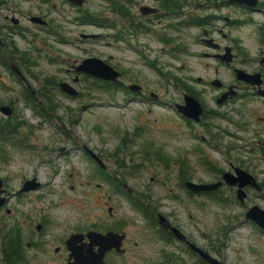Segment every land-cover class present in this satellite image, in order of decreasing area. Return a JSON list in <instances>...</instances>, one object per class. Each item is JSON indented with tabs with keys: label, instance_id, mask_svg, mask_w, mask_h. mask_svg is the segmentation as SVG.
Segmentation results:
<instances>
[{
	"label": "rangeland",
	"instance_id": "obj_1",
	"mask_svg": "<svg viewBox=\"0 0 264 264\" xmlns=\"http://www.w3.org/2000/svg\"><path fill=\"white\" fill-rule=\"evenodd\" d=\"M148 3L135 0L129 9L133 23L138 6ZM230 10L223 7L216 13ZM181 11L198 17L209 13L200 6ZM42 13L47 22L43 31L28 20ZM86 13L105 18V25L117 19L105 0H84L79 9L65 0H0V40L8 46L0 47V60L19 64L33 91L43 83V99L33 97L35 113L21 98L24 84L0 63V105L10 101L11 120L16 122L14 133L5 134V129L0 135V237L16 227L23 235L29 228L33 237L44 234L45 239H53L76 228L103 231L119 219L127 225L129 261L175 264L178 261L172 263L167 255L171 254L179 262L194 264L192 256L173 247L174 241L165 244L158 239L156 226L114 192L113 184L109 187L104 180L107 174L126 184L135 193L132 197L147 204L152 215L167 216L191 242L213 250L224 264H264V233L242 216L245 206L264 207V196H259L264 191H248L245 204L236 206L227 186L193 195L178 184L180 179L212 183L221 171L230 170V164L264 183V101L250 95L236 101L234 106L243 108L244 115L231 110L232 104L216 108L212 97L218 90L208 81L217 78L228 83L231 71L203 56L213 51L197 40L198 26L163 30L162 21L153 22L150 31L129 36L119 19L115 28L79 22V16ZM214 26L229 35L225 40L213 35L221 45L232 46L235 40L240 47L232 65L255 68L249 60L259 47L254 29L246 24L223 27L222 21ZM117 28L118 40L112 37ZM79 34L96 36L81 39ZM166 37L171 38L168 43L160 40ZM175 46L180 50L174 51ZM8 51L23 53L19 63L18 58L8 59ZM87 57L101 59L118 71L119 82L76 73L74 66ZM60 82L69 84L76 95L60 91ZM129 84L140 86L143 95L126 90L124 85ZM184 84L203 91L204 106L222 115L202 119L208 129L186 123L174 108L182 102L184 92L179 88ZM148 92L156 94L157 100ZM4 120L0 113V123ZM87 151L101 161L103 169ZM30 179L38 186L20 192L23 182ZM36 225H41L38 231ZM31 251V264H43V252Z\"/></svg>",
	"mask_w": 264,
	"mask_h": 264
},
{
	"label": "flooded vegetation",
	"instance_id": "obj_2",
	"mask_svg": "<svg viewBox=\"0 0 264 264\" xmlns=\"http://www.w3.org/2000/svg\"><path fill=\"white\" fill-rule=\"evenodd\" d=\"M40 1L43 3V0H40ZM65 1L69 5L75 6L77 9L80 8V7L72 4L71 2H69L67 0H65ZM148 1L150 4L149 3L148 4H140V6H138L137 13L135 14V18H134V19H136L137 22L133 23L132 17L129 13V9L131 6L134 5L135 0H122L123 8L125 10L124 11L125 14H124V16H121L120 20L124 21L123 27L124 28L127 27L126 32L129 36H132L135 33H143V32H139L140 31L139 29H141V28L148 29L146 32L150 31V26H151V23H153V22L159 23L162 21L164 23L163 24L164 25L163 30L166 28H168V29L173 28L174 29L175 26H178V25H183L185 28L191 27V26H198L200 28V37H198L197 40L203 46H205L206 48H209L213 51L212 53H203V56L215 59L219 63L229 67L230 71H231V80L228 83H223V82L219 81L217 78H213L210 81H208L209 85H211L212 87H215L218 90V92L212 97V103L214 105H216V108H220L223 105L232 104L233 107L231 110L236 111L240 114L243 113V115H244L243 108L240 109V108H236L234 106L236 101L240 102L241 100L246 99V96H248V95L258 97L259 99L264 101V0H241V1H237V0H200V2L198 4L193 3L195 0H189L188 2L186 0H148ZM83 2H84V0H83ZM187 6L188 7L189 6L190 7L191 6H194V7L200 6L203 11H208L209 13H205L199 17L198 16H192V14H190V13H183L181 11L182 8L183 7L186 8ZM140 7H147V8L153 9V12H148V13L142 14L139 11ZM223 7H230V8H232V10H230V12H227L224 14L223 13H216L217 10H220ZM165 8H168V10H166ZM234 11L237 14H235ZM230 14H233V17H230ZM39 17L41 18L42 21L44 20L43 19V13ZM171 18H173V19L178 18V20L174 21L173 23L172 22L171 23H167V22L165 23L164 22L167 19H171ZM129 19L131 20V23H129L127 26ZM77 20H78V18H77ZM77 20H75V21H77ZM220 21L223 22V27L224 26L234 27L236 24H246L248 26H251L254 29V31L257 34V44L259 47L256 50V52L253 54V57L250 58L249 60L253 64H256L255 68L246 70V69H242L239 67H234L232 65V62L236 59V57L238 55L240 47H239L238 43L235 42V40L233 41L232 46L231 45H225V44L221 45L218 42V40L213 37V35L215 33H217L222 38V40L229 38V35L227 32L223 33L220 28L214 26L215 22H220ZM82 23L92 24L89 22H82ZM34 24L37 25L39 28H41V30L43 31V27H45L47 25V22L45 21L44 25H43V23L42 24L34 23ZM93 25H95V24H93ZM83 39H87V38H83ZM165 39L167 41L171 40L170 37L169 38L166 37ZM163 40H164V38H163ZM206 41H210V42L207 43ZM210 44H213L214 47L209 46ZM2 46H4L7 49L8 46H7L6 41L4 42V41L0 40V47H2ZM225 47H227L229 49L228 52L230 55V62L228 64L220 62V59H219V56L224 54V48ZM7 53L9 56L8 59L17 60V58H18V61H17L18 63H19L20 56H23V53H19L17 51H12V52L8 51ZM0 63L3 65H6V62H3L2 60H0ZM12 65H14L16 67V69L19 72V74L21 75V77L17 74L16 70L12 67ZM5 68L15 78L16 81L22 82L24 84L23 92L21 95V98L24 101V103H29V104L33 103L34 104L33 97H35L36 95H40V98L43 99V83H42V86H39V88H35V90L33 91L32 89H30L29 84L26 81V74L19 64L17 65L15 63L13 64L11 62H8L7 65L5 66ZM234 69H239L242 72H244L245 74H249V75H255L256 74V76H258L257 79H258L259 83L258 84H251L250 82H245L242 79L237 78V75H236ZM197 80L199 81V79H197ZM213 80H217L219 85L218 86L212 85L211 82ZM200 82H202V81L200 80ZM58 84H57V86H58ZM124 87L126 90H128L126 85H124ZM179 89H181L184 93L182 94V102L174 104L175 109H177L178 105L183 104V96L184 95L192 97L199 104V106L201 108V113L199 115L198 121H194L193 119L188 118V117H183L182 113H180L179 111L176 110L178 112V114H180L179 116L182 117L183 119H185L186 123H192V124L194 123V124H198V125H203L205 127V130H206V129H208V127L206 124H203V121H201L202 119L208 118V117L211 118L210 115L219 116V117L222 116L219 114V112L217 110L208 109L204 106V103L202 102V100L200 98L201 93H203V91H196L192 87H190L186 84L183 85V88H179ZM134 93L138 97H141L143 95V91L141 90L140 86L138 87V91L134 92ZM151 94L154 95V93L148 92V96L151 99L157 100V98H154L153 96H151ZM28 97L30 98V100L27 99ZM1 106L9 107L11 109V113L8 116L3 115L5 120H4V122L0 123V127L3 126L4 128H6L4 125L7 124L8 125L7 129L10 130L11 126H13V131H14V129L16 127V122H13L11 120L12 119L11 117L13 116V110H12L10 101H8L7 104H1L0 107ZM228 108H230V107H228ZM3 131H4V129H3ZM147 158H148V156L145 157V159H147ZM97 166L99 167L98 164H97ZM229 166H230V170L221 171L219 174V178L216 181H214V182H218V181L220 182L219 186L215 190L202 191V192L189 191L185 188L184 182L185 181H192L190 179H180L178 181V184L180 186H182L188 194H193V195L207 194V193L211 194V193L221 189L222 187L227 186V188L230 189L231 192L233 191L232 192V195H233L232 203L236 206H238V205L243 206L245 204L246 198L248 197L247 196L248 191L252 190V191L257 192V193H262L264 191L263 181L257 180L253 175H251L245 169H242L238 166H233L231 164ZM119 167H122V166L119 165ZM99 168L102 169L101 167H99ZM234 168H239V169H242V170L246 171L247 173H249L255 179V183L257 184V188H255L251 185H248V184L244 185L242 187V191L244 193V197L242 198V200H239L236 197V191H235L236 186L235 185L234 186L229 185V184L225 183L221 178V175L224 172H230L231 174H233ZM104 178H105L104 180L107 183L111 184V185H109V187H112V184H113L114 192L121 194L126 199L133 198L132 196H135V193L128 187L131 190V192H129L127 190V188H125L122 185V183L120 181H118V182L116 180H115L116 182L113 181V179L111 177H109L107 174L104 175ZM196 183H204V182H196ZM19 191L22 192L20 189H19ZM17 193H19V192H17ZM259 196H264V195L261 194ZM0 198L2 199V202H3V198L2 197H0ZM134 199H136L137 202H139L138 198H134ZM253 205H255V204H250L248 206H245L244 210L242 211L243 220L249 221L252 224H254L252 221L245 219L244 217H245V212L247 211V209ZM258 207L261 209H264V207H262V206H258ZM137 212L144 219H147V221H149L150 225L156 226L155 233H156L158 239H160L165 244H168L171 241H174L173 247L177 248L179 251L184 252V254H186V255L192 256L194 258L193 259L194 264H208V263L206 261H204L203 259H201L195 251L191 250V248L184 241L177 239L173 235L171 230L163 229L162 227H160L157 224V215L158 214L162 215L169 222V224L171 226L175 227L183 235L185 240L192 243L193 245H195L196 247H198L199 249H201L205 253L209 254L213 258L217 259L214 252H212L213 250H209L208 248L200 247V246L196 245L195 243L191 242L189 240V238H187L186 235L183 232H181L178 227H176L174 225L173 222L169 221V218L167 216L165 217L163 214H161L159 212H156L152 215L151 210H150V212L148 211V215L145 217L141 212H139V211H137ZM107 214L109 215V217L111 219L113 218L112 217L113 213H112L110 207H107ZM45 223H46V221L43 220V231H44V224ZM38 224H40V223H38ZM40 226L41 225H36L35 230L38 231ZM37 227H38V229H37ZM126 227H127V225H125L123 221L116 219L115 221L111 222L108 225V227L105 228V230H103V231H97V230L92 229L90 227H85V228H81V229L76 228V229H73L72 231H70L65 236L55 237L53 239H51L50 237H48V239H45L46 235H44V234L42 235L41 234L42 232L40 233L42 238H40L38 236L33 237L32 232L29 228H27L26 234L23 235V234H21L20 230L15 227V228H13L12 233L11 232H9V234L5 233V234H2L0 237V254H1L0 262H2V264H31V258L33 257L32 253H31L32 252L31 249H33V250H35L34 252H37L38 254H42V252H43V264H75L73 262L72 257L69 256L70 251L66 247V239L71 234H74V233L85 234L88 231H95V232H99V233H105V232L115 233L117 235L116 240H119L120 251H116L114 248L107 250L103 256L104 264H143V263L129 261V259H131V256L129 255V252H128L129 237H128V234L126 231ZM256 228L259 229L257 226H256ZM259 230L264 233L263 230H261V229H259ZM52 242H53V244H52ZM88 243H89V241L87 240L86 237L81 238L80 242L75 243V246H81L79 254L84 255L86 253L85 251H86V248L88 247ZM39 244H40V247H41V245L43 246V250L40 248V251H39V249H38ZM132 244L134 247L137 246V244L135 242H132ZM49 245H51L50 248H49ZM89 249H90V251H95L96 246L91 245L89 247ZM27 251H30V252L27 253ZM167 255L169 257V260L172 263H175V261H178L175 264H184V262H179L180 259L176 260V258H178V256L174 257L171 254H167ZM172 257H174V259ZM48 258H49V260H48ZM127 258H128V260H127Z\"/></svg>",
	"mask_w": 264,
	"mask_h": 264
},
{
	"label": "water",
	"instance_id": "obj_3",
	"mask_svg": "<svg viewBox=\"0 0 264 264\" xmlns=\"http://www.w3.org/2000/svg\"><path fill=\"white\" fill-rule=\"evenodd\" d=\"M71 2L72 4L81 7L83 5V0H67ZM241 1V0H237ZM139 11L142 14L153 12V9L147 8V7H140ZM28 20L32 23L37 24H45V21L41 20L39 16H30ZM11 22L15 24L17 22L16 19H11ZM96 35L94 34H81L80 38H94ZM209 43L210 41H206ZM209 46L214 47L213 44H210ZM229 49L227 47L224 48V54L219 56L220 62L228 64L230 62V55H229ZM12 67L16 70L17 74L21 77L19 72L17 71L16 67L12 65ZM74 71L76 73H84L87 74L95 79H100L103 81H107L109 83H118L119 77L121 74L113 69L110 65L106 64L101 59L95 58V57H87L81 59L76 66H74ZM237 78L242 79L245 82H250L251 84H258L259 81L257 79L258 76L255 75H249L245 74L239 69H234ZM241 71V72H240ZM212 85L218 86L219 83L217 80H213ZM58 87L61 91L65 92L66 94L73 96L76 94V91L66 82H60L58 84ZM127 89L133 92L138 91V85L136 84H129L126 85ZM154 98H157V96L154 94H151ZM177 111L182 113L183 117H188L193 119L194 121L199 120V115L201 113V108L199 104L190 96L184 95L183 96V104L177 106ZM0 113L4 116H8L11 113V109L7 106H1L0 107ZM87 153L94 158L96 163L101 167L104 168V165L101 163V161L91 152L87 151ZM222 180L229 184V185H235L236 186V197L239 200H242L244 197V193L242 191V187L244 185H251L255 188H257V184L255 183V179L246 171L234 168L233 174L230 172H224L221 175ZM237 182V183H236ZM220 182H213V183H196L193 181H185L184 186L187 190L192 192H202V191H209V190H215L219 186ZM122 185L127 188L129 192L131 190L127 187L126 184L122 183ZM38 186V183L34 179L26 180L23 182L20 190L26 191L29 189H34ZM2 202V199L0 198V204ZM245 219H248L252 221L259 229L264 231V209L259 208L256 205H253L247 209L245 212ZM157 224L162 227L163 229H169L173 233V235L179 239L184 241L191 250L195 251L201 259L206 261L208 264H224L222 261H219L209 254L205 253L192 243L185 240L183 235L173 226L169 224V222L160 214L157 215ZM38 229V227H37ZM116 234L112 232H105V233H99L95 231H88L85 234L81 233H74L71 234L66 239V247L69 249L70 253L69 256L72 257L73 262L75 264H104L103 262V256L105 252L111 248H114L116 251H120L119 249V240H116ZM86 237L89 241L88 247L86 248V253L84 255L79 254L81 246H75V243L80 242L81 238ZM93 245L96 246L95 251H90L89 247Z\"/></svg>",
	"mask_w": 264,
	"mask_h": 264
},
{
	"label": "trees",
	"instance_id": "obj_4",
	"mask_svg": "<svg viewBox=\"0 0 264 264\" xmlns=\"http://www.w3.org/2000/svg\"><path fill=\"white\" fill-rule=\"evenodd\" d=\"M105 1L107 2V9H109L110 12L113 13L116 16L117 19H119V22H120L121 16H124V14H125V12H124L125 10L123 8L122 0H105ZM165 9L168 10V8H165ZM79 17H80L79 22H81V23L82 22H89V23L95 24L97 26L105 27V28H115L116 25H117L116 24L117 19H114L110 23H107L105 25V21H107V20L105 18H103V17H100V18L94 17L92 15H89L88 13L83 14V15H81ZM139 30H140L139 32L145 33L148 29L141 28ZM112 37L114 39H116V40H118L121 37L120 28L116 29V32L112 35ZM160 40L165 41L166 43H168V41L166 39H164V40L160 39ZM178 50H180V49L177 46H175L174 51H178ZM27 99L30 100L29 97ZM30 105H32L31 106L32 111H34L35 113H38V111L35 109V104H33V103L31 104L30 103ZM4 126L6 128H4L3 126L0 127V135L3 132V129L4 130L6 129V133L5 134L14 133L13 126H11L10 130L7 129V127H8L7 124H5ZM8 137L9 136L5 137L4 139L7 140ZM101 178H102V176H101ZM143 199H146V198H143ZM128 201H129V203H130V205L132 207H134L137 211L141 212L145 217L148 215V211H150V210H148L146 205H141L140 202H137V200L134 199V198H128Z\"/></svg>",
	"mask_w": 264,
	"mask_h": 264
}]
</instances>
